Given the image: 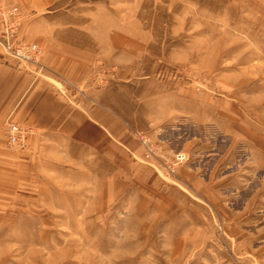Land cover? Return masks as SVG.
Instances as JSON below:
<instances>
[{"label":"rangeland","instance_id":"1","mask_svg":"<svg viewBox=\"0 0 264 264\" xmlns=\"http://www.w3.org/2000/svg\"><path fill=\"white\" fill-rule=\"evenodd\" d=\"M1 1L102 139L0 124V264H264V0Z\"/></svg>","mask_w":264,"mask_h":264},{"label":"crops","instance_id":"2","mask_svg":"<svg viewBox=\"0 0 264 264\" xmlns=\"http://www.w3.org/2000/svg\"><path fill=\"white\" fill-rule=\"evenodd\" d=\"M2 3L0 0V5L9 6ZM17 36L20 39L18 32ZM49 59L43 56L45 64L53 69ZM47 80L38 79L33 70L21 67L0 49V124L8 119L27 123L32 128L27 142L37 154H41V144L57 142L80 144L93 154L100 153L102 136L97 116L86 114L83 104L75 105L51 91L54 88Z\"/></svg>","mask_w":264,"mask_h":264},{"label":"built area","instance_id":"3","mask_svg":"<svg viewBox=\"0 0 264 264\" xmlns=\"http://www.w3.org/2000/svg\"><path fill=\"white\" fill-rule=\"evenodd\" d=\"M21 19L17 7L0 5V49L5 56L15 60L19 65L32 66L39 74L47 70L41 63V50L33 43L18 39L17 31ZM7 145L10 149L21 152L26 149L27 132L14 122L7 124Z\"/></svg>","mask_w":264,"mask_h":264}]
</instances>
